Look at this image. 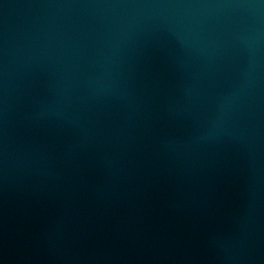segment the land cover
<instances>
[{
	"label": "water",
	"instance_id": "obj_1",
	"mask_svg": "<svg viewBox=\"0 0 264 264\" xmlns=\"http://www.w3.org/2000/svg\"><path fill=\"white\" fill-rule=\"evenodd\" d=\"M0 264H264V0H0Z\"/></svg>",
	"mask_w": 264,
	"mask_h": 264
}]
</instances>
